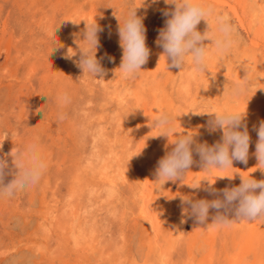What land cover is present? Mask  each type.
Masks as SVG:
<instances>
[{
	"label": "rangeland",
	"instance_id": "374dc122",
	"mask_svg": "<svg viewBox=\"0 0 264 264\" xmlns=\"http://www.w3.org/2000/svg\"><path fill=\"white\" fill-rule=\"evenodd\" d=\"M224 1L237 5L244 24ZM203 2L230 17L235 44L221 58L205 40L208 68L198 73L190 57L184 68L169 67L156 43L164 12L175 8L165 0H0V159L14 175L16 154L34 142L47 165L36 185L0 199V264H264V219L215 227L210 209L204 225L182 203L215 199L210 188L239 186L240 174L264 180L255 156L264 0ZM131 10L142 19L149 57L125 78L117 16L122 24ZM86 21L102 29L96 57L105 71L97 78L78 67ZM208 26L201 20L196 29ZM245 77L246 92L233 96ZM59 93L67 104L57 103ZM161 111L173 118L170 138L153 127ZM211 111L246 113L247 164L209 173L193 152L183 180L156 181L157 163L179 135L209 146L221 140L202 114Z\"/></svg>",
	"mask_w": 264,
	"mask_h": 264
},
{
	"label": "clouds",
	"instance_id": "9594fccd",
	"mask_svg": "<svg viewBox=\"0 0 264 264\" xmlns=\"http://www.w3.org/2000/svg\"><path fill=\"white\" fill-rule=\"evenodd\" d=\"M165 3L173 4L175 8L164 12L168 19L165 21V27L159 30L156 43L163 48V55H166L167 61L171 60V65L168 63L169 67L183 66L184 68L186 57H190L193 71L205 72L208 68L209 55V44H204L205 40L211 41L210 45L221 58L231 51L235 44V29L227 14L217 13L203 0H179V2L178 0H165ZM117 18L120 46L123 50L119 69L125 78H131L140 73L149 57V49L145 43V28L136 10H131L122 24L120 18L118 16ZM201 20L207 21L209 25L203 33L196 29ZM101 30L96 21H86L82 39L84 45L79 44L81 55L78 67L83 70V73L96 78L102 76L105 71L96 57L99 44L97 33ZM246 83V77L245 80L236 82L231 94L233 96L243 95L247 90ZM56 100L60 106H63L69 102V97L67 93H59ZM202 114L211 115L210 131L222 130L221 140L209 146L206 143H196L191 134L179 135L172 142L174 147L171 151H168L158 161L155 170L156 181L165 184L168 181L183 180L193 164V152L199 155L203 170L209 173L216 169L224 170L233 167L234 160L247 164L250 136L247 125L243 123L246 113L211 111ZM59 119L63 120L64 115L61 114ZM153 127L161 129V135L168 138L177 134L173 118L167 112L161 111L153 118ZM255 130L258 137L255 156L259 168L264 170V121H261ZM46 167L39 146L34 142L27 144L22 151L16 154L14 175L7 170V162L0 159V199L10 198L17 192L36 185ZM9 175L12 179L5 183ZM240 178L239 186L225 188L219 193L210 188L212 194L216 195L215 199L193 200L190 197H183L182 203L187 205L184 211L194 217L198 223L206 225L210 215L209 210H216L211 222L215 227H228L240 220L264 219V180H257L251 175L246 177L242 174ZM189 186L196 189L200 187V184Z\"/></svg>",
	"mask_w": 264,
	"mask_h": 264
},
{
	"label": "bare ground",
	"instance_id": "6f19581e",
	"mask_svg": "<svg viewBox=\"0 0 264 264\" xmlns=\"http://www.w3.org/2000/svg\"><path fill=\"white\" fill-rule=\"evenodd\" d=\"M223 3H225L227 6L230 7V9L236 14V16L240 19V23L244 24L243 21H241V15L240 13L238 12V9H237V5H235L234 3L231 4L229 3V1H224ZM264 16V15H263ZM263 23V22H262ZM264 25V24H263ZM264 27V26H263ZM256 44V43H255ZM250 69V68H249ZM242 238V237H241Z\"/></svg>",
	"mask_w": 264,
	"mask_h": 264
}]
</instances>
